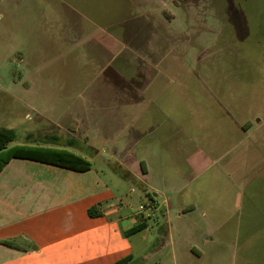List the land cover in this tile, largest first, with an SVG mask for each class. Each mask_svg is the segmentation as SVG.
<instances>
[{"label":"crops","instance_id":"1","mask_svg":"<svg viewBox=\"0 0 264 264\" xmlns=\"http://www.w3.org/2000/svg\"><path fill=\"white\" fill-rule=\"evenodd\" d=\"M115 1L119 5L126 0ZM114 15L112 20L90 17L87 24L65 27L73 40L62 55L76 50L99 69L94 81L101 79L96 85L101 90L89 99L86 90L78 92L77 101L108 112L109 127L125 129L123 155L114 149L110 158L122 168L123 178H133L142 189L145 199L139 204L153 203L154 213L145 218L121 196L110 173L100 167L117 171L116 166L97 157L91 147L55 146L87 159L90 168L85 171L11 158L0 171V240H14L19 247L0 243V264H111L133 258L131 230L143 225L133 233L146 231L149 220L163 234L160 254L168 249L167 263L159 257L153 264H264V203L208 199L214 182L239 156L229 155L230 146L239 148L247 130L263 122L253 123L246 106L241 121L236 117L241 110H231L224 98L216 99L218 117L210 115L212 92L203 89L205 82L193 73V65L156 56L159 43L145 16ZM123 53L122 70L102 78L113 58ZM193 79L202 89L193 92ZM107 96L113 100L107 103ZM91 206H98L100 214L89 216ZM140 241L144 254L149 236L141 234Z\"/></svg>","mask_w":264,"mask_h":264},{"label":"rangeland","instance_id":"2","mask_svg":"<svg viewBox=\"0 0 264 264\" xmlns=\"http://www.w3.org/2000/svg\"><path fill=\"white\" fill-rule=\"evenodd\" d=\"M131 13L145 16L153 26V40L159 43L156 56L166 61L180 58L188 62L182 65H193V73L201 75L203 89L212 92L210 115L218 117L216 99L224 98L231 110H241L236 116L241 121L246 106L253 123L263 122L247 130L239 148L230 146L229 155L239 156L230 162L227 174L214 182L208 199L210 203H264V0H126L119 5L115 0H0V127L17 133L9 145H48L51 142L42 138L54 135L63 141L54 146L74 148L78 143L94 149L97 157L108 158L111 166L117 165L110 156L114 149L123 155L125 129L109 127L108 112L77 101L78 92L86 90L89 99L101 90L96 89L101 79L94 81L99 69L85 54L76 55L72 49L62 52L73 40V34L65 31L71 23L79 26L89 23L90 17L106 21L114 14L122 18ZM123 59L124 53L113 58L102 78L122 70ZM194 82L193 92L202 89ZM178 114L188 120L184 112ZM100 167L110 173L121 196L138 208L145 194L136 181L123 178L117 166V171ZM131 188L134 193L129 194ZM189 217L193 221V213ZM157 227L156 221L149 220L146 231L130 233L135 253L126 264H153L159 257L167 263L168 249L160 254L163 234ZM143 233L150 239L144 254Z\"/></svg>","mask_w":264,"mask_h":264},{"label":"trees","instance_id":"3","mask_svg":"<svg viewBox=\"0 0 264 264\" xmlns=\"http://www.w3.org/2000/svg\"><path fill=\"white\" fill-rule=\"evenodd\" d=\"M16 134L17 133L13 129L0 127V171L11 158L36 160L76 171H85L90 168V163L87 159L67 149L48 145H30L24 143L9 145V142L15 139ZM42 139L47 143L53 142L60 145L58 138L54 135L44 136ZM97 209L98 206H91L87 210L88 215H99L100 211ZM142 227L143 225L137 226L133 228L131 232L138 231ZM0 243L7 246L19 247L14 240L10 239L0 240ZM129 259L130 256H125L111 264H126Z\"/></svg>","mask_w":264,"mask_h":264},{"label":"built area","instance_id":"4","mask_svg":"<svg viewBox=\"0 0 264 264\" xmlns=\"http://www.w3.org/2000/svg\"><path fill=\"white\" fill-rule=\"evenodd\" d=\"M138 212L141 213L145 218H149L153 215L155 207L151 202L140 203L138 205Z\"/></svg>","mask_w":264,"mask_h":264}]
</instances>
